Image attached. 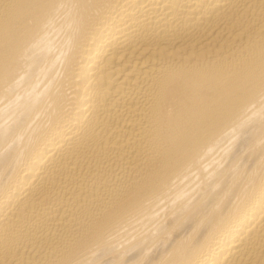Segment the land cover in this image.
I'll return each mask as SVG.
<instances>
[{
	"label": "bare ground",
	"instance_id": "obj_1",
	"mask_svg": "<svg viewBox=\"0 0 264 264\" xmlns=\"http://www.w3.org/2000/svg\"><path fill=\"white\" fill-rule=\"evenodd\" d=\"M0 264H264V0H0Z\"/></svg>",
	"mask_w": 264,
	"mask_h": 264
}]
</instances>
